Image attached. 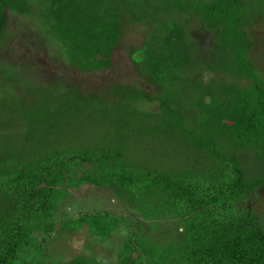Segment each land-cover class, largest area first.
I'll list each match as a JSON object with an SVG mask.
<instances>
[{"label": "trees", "instance_id": "trees-1", "mask_svg": "<svg viewBox=\"0 0 264 264\" xmlns=\"http://www.w3.org/2000/svg\"><path fill=\"white\" fill-rule=\"evenodd\" d=\"M6 11L36 14L81 73L110 69L128 26L142 27L139 45L124 44L149 89L65 84L62 100H44L55 97L25 92L21 73L17 91L0 87V264H37L66 227L57 203L88 185L140 217L89 220L92 236L124 230L110 264H264V75L253 60L264 0H0V39ZM76 257L63 264H95Z\"/></svg>", "mask_w": 264, "mask_h": 264}, {"label": "rangeland", "instance_id": "rangeland-1", "mask_svg": "<svg viewBox=\"0 0 264 264\" xmlns=\"http://www.w3.org/2000/svg\"><path fill=\"white\" fill-rule=\"evenodd\" d=\"M31 14L33 15L17 16L6 11V31L0 39V87L14 88L17 91L16 85L12 83L11 79H16L15 74L21 73L26 78L23 88L25 92H28V87L46 86L49 94L55 97L44 95V100H62L60 95L67 92L64 88L65 84L75 86L78 90L83 91L84 95L98 94L110 83L144 86L149 89L136 72L135 65L129 58L124 44L139 45L144 35L142 27L128 26L126 34L121 39V45L115 48L110 69L81 73L68 66L59 52L58 43L53 40L52 36L43 32L45 28L42 25L43 20L40 23L36 19L37 15ZM256 36L253 60L264 75V60L259 57L261 55L264 58V28L259 30ZM21 85L23 82L19 83L18 91H20ZM1 89L0 100L3 95ZM55 102L60 106L61 103ZM63 106H66L65 102H63ZM69 111L72 112V110ZM8 114L14 118L13 123H15L17 120L15 114L13 115L9 111ZM100 132L102 133V130ZM179 154L181 155V153ZM161 156L166 159L168 164L176 158L172 152ZM259 197L258 205L264 211V186L259 190ZM104 212L116 218L123 216L129 224H137L140 218L109 189H97L88 185L69 191V196L57 203L54 212L58 228L61 226V222H67L66 227L59 231L54 230L50 239L45 242V254L40 256L37 264H63L70 259H76V256L95 259V264L115 262L120 243L125 237L122 227L119 228V233L116 236L113 235L106 239L99 238L98 235L92 236L88 228L89 220ZM83 215H88L85 223L78 221V218ZM159 222L162 223V221ZM166 222L163 223V226L168 230L172 223L169 220ZM143 233L147 234L148 232Z\"/></svg>", "mask_w": 264, "mask_h": 264}]
</instances>
